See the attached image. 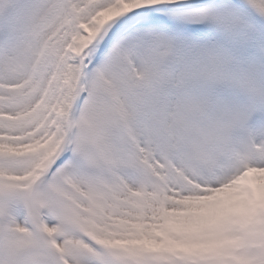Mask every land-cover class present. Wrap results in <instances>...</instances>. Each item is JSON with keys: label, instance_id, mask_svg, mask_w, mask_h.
Returning a JSON list of instances; mask_svg holds the SVG:
<instances>
[{"label": "snow or ice", "instance_id": "1", "mask_svg": "<svg viewBox=\"0 0 264 264\" xmlns=\"http://www.w3.org/2000/svg\"><path fill=\"white\" fill-rule=\"evenodd\" d=\"M0 264H264V0H0Z\"/></svg>", "mask_w": 264, "mask_h": 264}]
</instances>
